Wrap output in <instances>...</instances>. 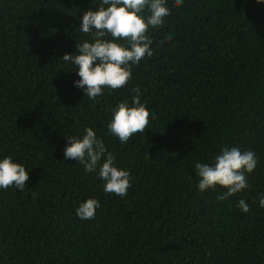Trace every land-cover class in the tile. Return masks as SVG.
<instances>
[{"label":"trees","instance_id":"obj_1","mask_svg":"<svg viewBox=\"0 0 264 264\" xmlns=\"http://www.w3.org/2000/svg\"><path fill=\"white\" fill-rule=\"evenodd\" d=\"M174 3L149 29L153 55L92 100L62 57L91 42L82 17L102 0H0V159L30 177L24 191L0 189V264H264V2ZM137 87L148 129L122 144L107 125ZM87 127L130 172L126 197L104 191L99 169L65 158L67 137ZM224 147L258 163L250 187L218 200L227 189L201 192L194 164H214ZM89 198L100 207L81 219Z\"/></svg>","mask_w":264,"mask_h":264},{"label":"clouds","instance_id":"obj_2","mask_svg":"<svg viewBox=\"0 0 264 264\" xmlns=\"http://www.w3.org/2000/svg\"><path fill=\"white\" fill-rule=\"evenodd\" d=\"M182 4L183 0H175L174 6ZM166 5L167 0H102L96 10L84 12L80 31L90 34L92 40L79 42L78 53H66L62 59L76 66L80 79L75 81V85L82 88L89 99L95 100L103 95L104 88L115 90L124 87L132 77V65H138L142 59L153 55L148 32L150 28L158 30L164 25L171 14ZM109 34L112 39L105 38ZM165 39L171 40L172 36ZM133 91L137 95L132 98L131 105L127 100L121 101L112 110V119L107 125L108 131L122 144H127L138 133H145L149 125L150 113L140 102L139 87ZM67 138L69 144L64 149L65 158L81 163L88 173L99 169L98 176L105 182L104 191L120 198L126 197L132 186L131 174L114 164L115 155L108 151L94 129L87 127L82 138ZM257 163L258 159L251 150L224 147L221 154L215 157L214 164H194L199 177L198 189L203 192L222 186L227 191L218 195L217 199H227L250 187L246 174L252 173ZM29 179L24 165L10 156L0 159V189L15 187L24 191ZM99 207L98 199L89 198L78 206L76 215L85 220L94 219ZM238 207L245 213L251 211L243 199L239 200ZM259 207L264 208V193L259 198Z\"/></svg>","mask_w":264,"mask_h":264}]
</instances>
